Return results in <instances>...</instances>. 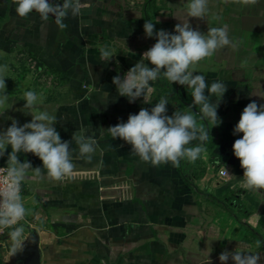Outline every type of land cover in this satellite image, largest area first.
I'll return each instance as SVG.
<instances>
[{
  "label": "crops",
  "instance_id": "1",
  "mask_svg": "<svg viewBox=\"0 0 264 264\" xmlns=\"http://www.w3.org/2000/svg\"><path fill=\"white\" fill-rule=\"evenodd\" d=\"M81 3L80 14L69 15L61 29L35 12L21 18L15 0H0V65H8L10 107L0 114V131L12 119L19 125L31 121L23 93L34 90L41 98L34 111L56 116L62 140L70 141L83 127L98 144L91 160L73 156L75 170L63 180L29 173L22 184L27 212L20 223L28 233L37 230L41 264H220V253L237 247L259 253L264 264V190L242 187L244 170L232 148L242 136L233 130L244 107L264 104V0L254 5L209 0L204 20L187 17V0ZM148 19L159 21L156 30L168 32L187 20L203 33L226 24L230 38L239 42L236 49H218L200 61V73H194L204 74L209 84L227 85L219 126L201 121L198 106L188 107L192 97L186 86L162 77L153 82L148 104L142 97L129 103L117 94L112 78L123 77L156 42L145 36ZM104 46L116 54L106 62L100 55ZM162 97L168 99V115L193 111L210 131L201 157L183 160L179 168L142 162L131 145L104 131ZM20 159L42 167L31 153ZM225 168L229 175L219 174Z\"/></svg>",
  "mask_w": 264,
  "mask_h": 264
},
{
  "label": "clouds",
  "instance_id": "2",
  "mask_svg": "<svg viewBox=\"0 0 264 264\" xmlns=\"http://www.w3.org/2000/svg\"><path fill=\"white\" fill-rule=\"evenodd\" d=\"M15 3L16 13L21 18L35 12L44 22L53 18L61 29L67 27L64 21L69 15H79L82 7L81 0H15ZM242 3L254 5L257 0H242ZM208 12L209 0H187L188 18L204 20ZM156 23L159 21L148 19L143 26L145 36L155 38L154 45L123 77L116 75L112 78L117 94L126 97L129 103L142 97L143 102L148 104L154 92L153 82L162 77L171 84L186 86L192 97V104L188 107L193 109L198 106L201 121H207L211 128L219 126L222 120L218 116V107L227 85L220 80L209 84L204 74L194 73H200L196 67L200 61L212 57L218 49H236L239 42L230 38L226 24L210 27L203 33L198 28L194 29L188 20L176 24L174 32L156 30ZM100 55L106 62L116 54L104 46L100 49ZM7 72L8 65H0V114L10 108L9 95L5 94ZM40 99L34 90L24 92L23 109H28L25 114L31 115V121L19 125L16 119H12L10 126L0 131V158H7L5 183L0 188V231L10 230L9 235L17 245L21 243L24 232L20 222L27 212L22 184L29 173L60 181L75 170L74 155L91 160L98 151L96 139L88 135L83 127L72 133L70 141L62 140L54 126L56 116L46 110L34 111ZM168 104V99L162 97L151 109L142 107L137 114H129L127 122L117 123L104 131L113 140L120 138L131 145L133 155L154 167L171 163L179 168L183 160L195 162L206 150L210 131L204 124H198L197 114L193 111L176 110L168 115ZM233 134H242L232 146L234 156L244 170L242 187L252 191L264 190V104L256 101L248 103ZM193 141L198 143L193 144ZM73 142L76 148L72 147ZM22 153L38 157L42 167L33 168L30 161H22ZM225 173L228 174L226 168ZM260 245L261 242L257 241V247ZM261 260L259 253L246 252L238 247L234 251L224 250L219 255L220 264H229V261L232 264H261Z\"/></svg>",
  "mask_w": 264,
  "mask_h": 264
},
{
  "label": "water",
  "instance_id": "3",
  "mask_svg": "<svg viewBox=\"0 0 264 264\" xmlns=\"http://www.w3.org/2000/svg\"><path fill=\"white\" fill-rule=\"evenodd\" d=\"M38 242V232L36 229H32L28 236L21 241L20 247L14 252L15 264H41Z\"/></svg>",
  "mask_w": 264,
  "mask_h": 264
},
{
  "label": "rangeland",
  "instance_id": "4",
  "mask_svg": "<svg viewBox=\"0 0 264 264\" xmlns=\"http://www.w3.org/2000/svg\"><path fill=\"white\" fill-rule=\"evenodd\" d=\"M28 69L21 68V71L24 73H27ZM29 82L32 81V77L29 76L27 79ZM24 228V238L28 236L27 227H25V224L21 223ZM10 230L5 229L3 231H0V264H15L16 261L14 260V252L20 247V244L17 245L15 241H13L9 235ZM22 235V238H23ZM26 236V237H25ZM22 240V239H21ZM24 240V239H23ZM22 240V241H23Z\"/></svg>",
  "mask_w": 264,
  "mask_h": 264
},
{
  "label": "built area",
  "instance_id": "5",
  "mask_svg": "<svg viewBox=\"0 0 264 264\" xmlns=\"http://www.w3.org/2000/svg\"><path fill=\"white\" fill-rule=\"evenodd\" d=\"M7 167V165L5 163L0 162V188H2L4 186L5 183V177H6V173L4 171V169ZM225 173L224 170H220L219 174L223 175Z\"/></svg>",
  "mask_w": 264,
  "mask_h": 264
},
{
  "label": "trees",
  "instance_id": "6",
  "mask_svg": "<svg viewBox=\"0 0 264 264\" xmlns=\"http://www.w3.org/2000/svg\"><path fill=\"white\" fill-rule=\"evenodd\" d=\"M231 195H232V193L229 195V197H230V198H233V197H231ZM223 202H224V201H223ZM225 205H226V204H225Z\"/></svg>",
  "mask_w": 264,
  "mask_h": 264
}]
</instances>
